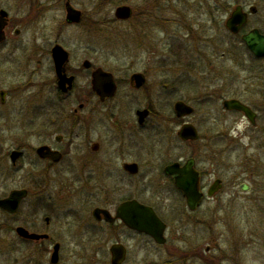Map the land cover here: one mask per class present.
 I'll use <instances>...</instances> for the list:
<instances>
[{
  "label": "rangeland",
  "instance_id": "374dc122",
  "mask_svg": "<svg viewBox=\"0 0 264 264\" xmlns=\"http://www.w3.org/2000/svg\"><path fill=\"white\" fill-rule=\"evenodd\" d=\"M2 1L21 29L0 49V86L11 90L10 101L17 107L44 101L48 62L43 55L54 40L66 45L75 58L92 53L97 65L114 71L118 78L146 71L144 91L137 93L123 84L119 89L122 98L143 100L140 104L156 98L164 114H174L178 98L196 107L186 119L198 126L201 140L178 138L179 121L171 124L172 137L177 138L164 137L160 145L148 147L147 155L153 151L157 162L194 155L204 182L210 185L219 176L224 187L195 213L188 209L183 214V197L177 198L167 183H163L166 189H160L148 177L147 200L153 202L155 188L164 190L162 195L168 199L163 201L166 206L156 201L170 225L168 240L158 244L147 235L124 233L122 241L129 247L124 264H264V58L257 59L240 34H232L225 25L237 4L246 9L255 5L257 11L244 30L257 27L264 33V0H71L85 13L97 12L94 17L107 19L115 18V8L122 3L134 7L130 22L104 19L95 28L68 23L66 0H36L45 5L39 13H29L30 0ZM30 58H35L31 64ZM50 76L53 82V72ZM48 95L53 97L52 92ZM232 97L258 112L257 125L240 111L224 109L223 99ZM10 127L11 131L2 132L0 125L1 152L20 134L13 123ZM11 134H16L13 139ZM37 141V135L28 139L32 144ZM11 178L5 181L0 173V197L22 183L20 178ZM244 180L252 187L249 191L240 188ZM38 197L33 195L32 202ZM173 206L176 210L171 214ZM42 207L32 208L27 200L15 214L0 211V264H53V244L24 239L15 231L19 224L43 221ZM58 240L63 248L57 264H111L108 248L113 237L67 233Z\"/></svg>",
  "mask_w": 264,
  "mask_h": 264
},
{
  "label": "flooded vegetation",
  "instance_id": "af4514ba",
  "mask_svg": "<svg viewBox=\"0 0 264 264\" xmlns=\"http://www.w3.org/2000/svg\"><path fill=\"white\" fill-rule=\"evenodd\" d=\"M30 1L32 6L30 12L28 10L29 13L33 11L39 13L45 6L37 3L36 0ZM68 1L72 4L71 0H66L65 8ZM120 5H128L131 14L128 18L123 19L117 17L114 12V19L130 22L135 17L134 7L129 3ZM75 8L81 11V19L78 22L68 20L66 9L68 23L77 25L83 23L94 27L114 20L113 18L94 17L97 12L92 11L88 14L80 8ZM243 8L248 11L244 5ZM2 11L6 13H2ZM250 15L251 13H249V20ZM104 19H106L105 22H103ZM14 23L8 5L0 0V26L2 25L3 31L0 49L6 48L7 41H11L10 38L14 32L20 33L21 29ZM89 29L93 33L96 31L93 28ZM56 46H61L67 52V59L60 66L57 64L56 55L59 51L55 52ZM43 56L48 62V75L44 80L47 95H44L43 102L28 101L25 107H17L13 101H10L11 90L0 86L1 130L2 132L11 131L10 124L13 123L14 127L20 131L18 137L8 141L5 151L1 152L0 150V173L4 175L5 181H8V177L22 180V183L14 185L0 199L8 197L16 189L27 191L15 211L10 212L2 207H0V211L5 214H15L27 200H30L32 208L43 206L42 209L45 211L43 221L35 219L30 225L19 224L15 231L17 232L19 226H23L32 233L43 234L44 237L40 239L21 237L36 242L49 241L51 245L53 244L52 253L56 244H59V261L63 244L58 238L64 237L67 233L69 236L80 234L93 237H113L114 241L108 248L111 258L112 246L121 244L126 248V261L129 247L122 241L121 235L124 233L147 235L132 228L124 219L125 209L122 207L132 202L151 206L154 209L166 224L164 235L167 242L170 225L166 215L161 212V208L166 206L163 201H168V199L162 195L164 190L155 188L152 192L153 202L147 200L148 177H151L149 180H156L160 189H166L163 187L165 185L163 183H167L170 191L177 194V198L178 195L183 197L185 208L183 214L188 212V209L195 213L207 198H215L224 187V179L218 176L214 181L220 178L222 187L213 196L208 194L214 181L210 185L204 182L203 171L199 168L194 155L185 159L168 158L163 162H157L155 158H152L155 157L152 156L154 155L153 151L147 155L149 146L160 145L166 136L171 135L172 137L174 132L171 124H178L179 121L182 123L177 130L178 138H180L179 131L182 125L192 123L198 129L199 137L196 140H182L185 142L201 140L202 135L198 126L193 121L186 119L196 112V107L191 101L178 98L173 104L175 115L170 112L164 114L165 112L157 107L156 98L151 97L145 104H140L143 100L134 101L129 96L122 98L119 89L123 84H129L134 92L144 91L148 84L146 71H133L128 77L118 78L114 71L97 65L93 61L92 53L86 52V55L82 57H73L72 51L60 40L48 43ZM34 60L35 58L29 61V64ZM99 68L113 75L116 83L114 95L102 98L95 89L94 74ZM2 72L3 70L0 69V73ZM52 72L53 82L50 76ZM136 73L143 75L140 84H138V79L133 76ZM51 92L53 97L48 95ZM178 101L193 106L194 111L190 115L179 117L175 110V104ZM251 108L257 113L258 123V112L253 107ZM146 109L148 112L142 118L139 111ZM224 109L226 108L224 107ZM15 135L11 134L10 139H13ZM33 135L38 137L36 144L28 142L29 137ZM0 143L2 144V141ZM40 148H43L41 152ZM191 158L194 159V168L199 171L200 190L203 193V197L195 209L188 206L184 191L176 185V174L168 170L176 163L180 167H184ZM151 174H154L155 177ZM243 183L249 184L247 180H244L240 183V188ZM36 193L38 196L41 195V198L38 197L36 201L32 202L33 195ZM159 200L162 202V206L157 204L156 201ZM174 206L170 208L171 214L176 210ZM193 213L189 215L192 216ZM171 214L169 215L171 216ZM58 222H65L67 225H59Z\"/></svg>",
  "mask_w": 264,
  "mask_h": 264
},
{
  "label": "water",
  "instance_id": "95a60500",
  "mask_svg": "<svg viewBox=\"0 0 264 264\" xmlns=\"http://www.w3.org/2000/svg\"><path fill=\"white\" fill-rule=\"evenodd\" d=\"M66 9L68 13V20L78 22L81 19V11L76 9L70 1L66 3ZM257 7L251 5L249 12L245 11L242 4H238L227 17L225 25L232 33H239L242 28L248 23L249 13H255ZM2 13H6L2 11ZM115 14L119 18H128L131 14V9L128 5H119L116 7ZM3 37L2 25L0 26V39ZM242 39L250 49V51L259 58L264 57V33L257 27L250 29L242 34ZM56 58L57 64L60 66L67 59V52L61 46L55 47L57 52ZM60 73V72H59ZM138 79V84L143 80L141 73L133 75ZM94 86L99 95L103 98L106 96H112L116 92V83L113 75L102 68H99L94 74ZM71 79V78H69ZM223 106L228 109H234L242 111L252 124L257 123V113L246 103L238 98H226L223 101ZM175 110L179 117L190 115L194 111V107L183 102L178 101L175 104ZM148 110H141L139 114L142 118L147 114ZM179 136L183 140H196L199 137V132L196 126L192 123H185L182 125L179 131ZM43 148H40V152ZM168 170L176 174L175 183L178 188L184 191L187 198L188 206L191 209H195L200 203L203 193L200 190V174L197 169L194 168V159H189L184 167H180L179 164H174L168 168ZM222 187V180L216 179L210 186L208 194L213 196ZM241 189L248 191L250 185L243 183ZM27 194L26 190L16 189L13 190L6 198L0 199V207L13 212L20 203V200ZM124 211V219L127 224L132 228L144 232L150 235L157 243L163 244L166 242L164 235L166 224L156 214L151 206L139 205L136 202L125 204L122 209ZM17 232L20 236L30 239H40L44 237L43 234L32 233L23 226H19ZM59 244H56L54 252L52 253L51 262L57 263L59 261ZM127 256L126 248L121 244H114L112 246V264H122Z\"/></svg>",
  "mask_w": 264,
  "mask_h": 264
},
{
  "label": "trees",
  "instance_id": "16d2710c",
  "mask_svg": "<svg viewBox=\"0 0 264 264\" xmlns=\"http://www.w3.org/2000/svg\"><path fill=\"white\" fill-rule=\"evenodd\" d=\"M242 41V40H241ZM243 42V41H242ZM257 59H259V58H257ZM253 175H254V173H253Z\"/></svg>",
  "mask_w": 264,
  "mask_h": 264
}]
</instances>
